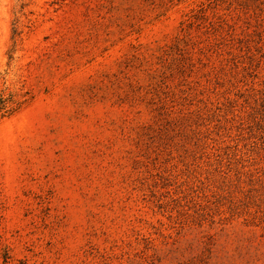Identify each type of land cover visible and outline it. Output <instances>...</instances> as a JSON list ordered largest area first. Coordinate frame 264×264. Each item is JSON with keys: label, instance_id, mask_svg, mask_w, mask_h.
<instances>
[{"label": "rangeland", "instance_id": "obj_1", "mask_svg": "<svg viewBox=\"0 0 264 264\" xmlns=\"http://www.w3.org/2000/svg\"><path fill=\"white\" fill-rule=\"evenodd\" d=\"M0 264H264V0H0Z\"/></svg>", "mask_w": 264, "mask_h": 264}]
</instances>
